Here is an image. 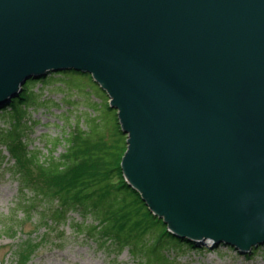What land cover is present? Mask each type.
Returning a JSON list of instances; mask_svg holds the SVG:
<instances>
[{
    "label": "water",
    "instance_id": "water-1",
    "mask_svg": "<svg viewBox=\"0 0 264 264\" xmlns=\"http://www.w3.org/2000/svg\"><path fill=\"white\" fill-rule=\"evenodd\" d=\"M92 77L128 186L181 241L264 247V0H0V112Z\"/></svg>",
    "mask_w": 264,
    "mask_h": 264
},
{
    "label": "trees",
    "instance_id": "trees-1",
    "mask_svg": "<svg viewBox=\"0 0 264 264\" xmlns=\"http://www.w3.org/2000/svg\"><path fill=\"white\" fill-rule=\"evenodd\" d=\"M67 74L92 79L90 75L73 71L51 76L68 82ZM29 83L20 98L0 112V117L10 122V130L0 129V145L8 152L9 160L1 158L4 171L18 185L16 207L24 216L31 219L35 216L38 225L47 226L58 237L60 228L70 223L87 243L92 242L108 258L114 257L110 264H116L126 249L138 264H176L178 256L197 248L194 243L171 235L164 222L149 211L140 195L126 183L121 168L127 150L126 137L121 133L117 111L109 107L108 97L102 104V117L87 118V131L78 123L68 134L64 140L67 148L59 159L53 157L58 141L48 158L30 149L26 138L31 130L27 109L34 103ZM92 105L87 104L89 108ZM71 214H77L81 222L72 219ZM22 227L23 223L19 228ZM10 231L11 235L15 233ZM38 247H26L28 250L24 248L22 252L31 256ZM261 249L253 250L252 258ZM27 260L23 258L21 264H28Z\"/></svg>",
    "mask_w": 264,
    "mask_h": 264
},
{
    "label": "rangeland",
    "instance_id": "rangeland-1",
    "mask_svg": "<svg viewBox=\"0 0 264 264\" xmlns=\"http://www.w3.org/2000/svg\"><path fill=\"white\" fill-rule=\"evenodd\" d=\"M66 76L69 78L68 82L49 76L45 80L29 83V88L33 89L31 100L34 105L27 109L30 115V119H27L28 126H31V130L27 131L26 138L30 143V149H36L43 158L50 156L55 141H58L59 146L53 151V157L59 159L67 148L64 140L78 123L83 131H87L88 117H102L104 109L102 104L107 95L101 87L87 77L74 74ZM46 100L49 102L43 104ZM88 103L93 104L91 108L87 106ZM97 104L102 107H97ZM0 129L10 130V122L0 117ZM2 156L8 157L6 161L9 160L8 152L0 145V264H21L27 259L28 264H110L113 261L114 257L108 258L107 254L98 251L92 242L87 243L83 235L75 233L74 226L70 223L60 228L58 237L50 233L47 226L38 225L35 216L33 219L24 216V213L16 207V200L19 198L18 185L11 179L9 173L4 171ZM70 216L76 222H81L77 214ZM21 223L23 227L20 229ZM10 230L15 233L11 235ZM50 231H53V228H50ZM30 246L39 247L31 256L27 253L23 254V249ZM196 247L178 256L175 263L264 264V247H260L262 249L255 258H252V254L240 255L233 248L225 245L211 248L200 244ZM138 263L128 249L116 262V264Z\"/></svg>",
    "mask_w": 264,
    "mask_h": 264
}]
</instances>
